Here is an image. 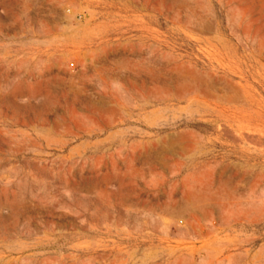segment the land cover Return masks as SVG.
Here are the masks:
<instances>
[{
  "label": "rangeland",
  "instance_id": "374dc122",
  "mask_svg": "<svg viewBox=\"0 0 264 264\" xmlns=\"http://www.w3.org/2000/svg\"><path fill=\"white\" fill-rule=\"evenodd\" d=\"M0 264H264V0H0Z\"/></svg>",
  "mask_w": 264,
  "mask_h": 264
},
{
  "label": "bare ground",
  "instance_id": "6f19581e",
  "mask_svg": "<svg viewBox=\"0 0 264 264\" xmlns=\"http://www.w3.org/2000/svg\"><path fill=\"white\" fill-rule=\"evenodd\" d=\"M176 77V76H175ZM236 139V138H235Z\"/></svg>",
  "mask_w": 264,
  "mask_h": 264
}]
</instances>
